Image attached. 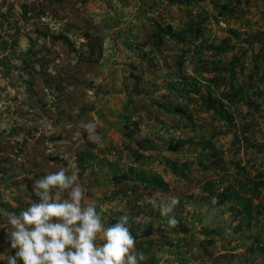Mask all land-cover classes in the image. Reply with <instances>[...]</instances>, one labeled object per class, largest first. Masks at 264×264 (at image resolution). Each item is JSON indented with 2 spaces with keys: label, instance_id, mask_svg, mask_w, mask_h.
<instances>
[{
  "label": "rangeland",
  "instance_id": "rangeland-1",
  "mask_svg": "<svg viewBox=\"0 0 264 264\" xmlns=\"http://www.w3.org/2000/svg\"><path fill=\"white\" fill-rule=\"evenodd\" d=\"M188 1L0 0L4 256L16 251L7 240L8 213L18 215L35 199L32 181L63 168L77 173L85 203L96 206L106 226L128 217L137 254L144 256L140 264H236L231 255L247 259L237 264H264V60L254 59L260 48L252 53L246 42L264 34V0H236L232 15L222 6L235 0ZM152 20L174 29L190 23L193 42L165 38L157 50ZM227 46L234 49L215 52ZM236 56L233 91L245 86L244 101L229 107L214 99L228 87L207 85ZM183 77L196 81L184 84ZM210 99L225 118L204 108ZM176 105H187L191 118L164 110ZM126 119L133 122L129 128ZM89 122L104 147L88 138L83 125ZM212 151L219 161L200 164ZM173 163L188 164L183 176L172 172ZM157 177L163 184H147ZM233 191L251 201L253 219L233 234L228 229L232 237L207 235V229L239 225L238 199L221 201ZM159 196L178 201L166 216L152 206ZM173 216L177 224L170 226ZM149 227L152 233L140 237Z\"/></svg>",
  "mask_w": 264,
  "mask_h": 264
},
{
  "label": "clouds",
  "instance_id": "clouds-1",
  "mask_svg": "<svg viewBox=\"0 0 264 264\" xmlns=\"http://www.w3.org/2000/svg\"><path fill=\"white\" fill-rule=\"evenodd\" d=\"M83 128L88 138L104 147L96 134L94 123ZM31 193L35 199L18 215L10 212L7 231L14 255L0 253V262L6 264H140L143 254H137L136 238L128 227V217L106 226L94 204H87L86 190L77 173L61 168L32 181ZM152 206L161 215H168L178 203L172 197L154 198ZM170 226L177 220L171 217Z\"/></svg>",
  "mask_w": 264,
  "mask_h": 264
},
{
  "label": "trees",
  "instance_id": "trees-1",
  "mask_svg": "<svg viewBox=\"0 0 264 264\" xmlns=\"http://www.w3.org/2000/svg\"><path fill=\"white\" fill-rule=\"evenodd\" d=\"M173 3H179V4H188L189 1L188 0H171ZM239 4L238 2H234V4L232 6H228L227 4L223 5L222 6V9L225 13H228V14H233L234 12V9H235V6ZM26 12V10H25ZM223 13V12H222ZM152 26L153 28L155 29L152 33V36H154V45L156 47L157 50H160L161 49V46H163L162 44L164 43V39L167 38V39H170L171 41H183L184 43L186 44H191L194 40V36H193V27L192 25L189 23L188 26L186 28H180V29H174L172 25L170 24H166L165 26H162L160 24V22H157V21H154L152 20ZM248 38H250L249 40H247V49L250 50V51H253V48L255 46H259L260 48V52L256 53V54H253V58L256 59V57L259 58V60H264V34H262L261 36L259 35H253V36H249ZM174 43V42H173ZM92 51H93V47L91 48ZM233 50L234 49V46H227V47H224V48H221V47H217L215 48V52L217 53H222L226 50ZM187 51H190V48L188 47L186 50L182 49V54L183 55H180V58H179V66H182V63L184 61V54L187 52ZM196 51V49H193V53ZM254 53V51L252 52ZM238 61H239V56H236V58L233 59V61H231L229 63V67L228 68H224L223 70L219 71V70H216V74L214 75V79H209V82L208 85H207V88H211L212 85L216 86L219 88V85H226V87H228L227 89H225L223 92H219V96L217 98H214L215 101L217 103H219L220 101H222L223 99L227 102V104L230 106L232 105H235L236 103L238 102H241V101H244V96L242 95V93L244 92V89H245V86L242 85V87L240 86L239 88L235 89V91H233V81L235 80L236 78V75H237V64H238ZM259 68V67H257ZM217 69V68H216ZM220 72H225L227 73L228 75V78L229 80L226 82L225 79H223L219 73ZM253 74H257L259 75L258 71L257 72H254ZM252 77V75H251ZM183 80L185 81L184 84H193L196 80H187L186 77H183ZM260 81H264V73H262L261 77H260ZM174 85V84H173ZM175 86V85H174ZM173 87V89H177L176 87ZM211 86V87H210ZM178 92L180 94H189L190 90L188 89H177ZM213 99H210L208 104L206 105H203L205 109H212L214 112H216L219 116V118H225L226 115H223V113L225 111H223L221 109V107H219L218 105L214 104L213 103ZM204 103V101H203ZM205 104V103H204ZM187 106V105H186ZM182 107V106H178L176 105L173 109H164L166 112L168 113H172L174 115H177L182 113V114H186V117L187 119H190L191 116L190 114H187V109L188 107ZM231 122V120H230ZM130 124H133V122H128V119H126L125 123H124V126L126 128H129L130 127ZM232 126H235L236 124L235 123H232L231 124ZM149 142L147 140L141 142V144H143L144 147H147V144ZM184 143V140L180 139L179 141L175 142L173 145H170V149H172L173 151L176 149V146H178L179 144H182ZM218 153L217 152H210L209 154H202L200 156V161L199 163L202 164V162L204 161H207L208 163H213V162H218L219 159H218ZM143 156L142 154H137V158L138 159H142ZM83 162V161H82ZM187 166L188 164H183L182 167H180L178 165V163H173L172 164V172L175 173L178 177H181L184 175V172L185 170L187 169ZM208 169V167H207ZM216 169H221V166L218 165V167ZM147 184H151L153 183L154 185H158L160 186L161 184H163V182L161 181L160 178H155L154 181H148L146 180ZM259 185L263 186L264 183L263 181L259 182ZM237 198L238 199V203L239 205H241V210H240V218H239V225H233V223L231 222L229 225L225 226V227H221L219 229V231H213V230H210V229H207L205 232L207 235L209 236H216V235H221V239H223L226 235H228L229 237H232L233 233L237 232L238 230H240V227H241V224L244 223V221L250 223V220L253 219L254 215H253V211H254V207L251 206V201L249 199H246L244 197H241L239 196V193L233 191L232 193L230 194H224L222 196V202H224V200L226 198ZM222 202H219V203H222ZM230 229L232 231V234L229 233V230ZM152 233V227H149L148 229L146 230H141L139 231V236L140 237H145V236H148ZM235 237H233L231 240H234ZM238 245H235L233 247L232 250H236ZM227 250L228 248L225 247ZM234 259H236L239 263L240 261L244 260L245 262H247V259L246 258H239V256L237 255H231ZM236 263V264H237Z\"/></svg>",
  "mask_w": 264,
  "mask_h": 264
}]
</instances>
